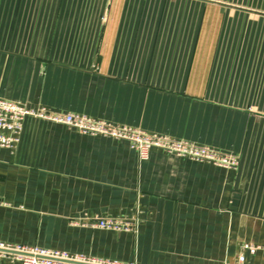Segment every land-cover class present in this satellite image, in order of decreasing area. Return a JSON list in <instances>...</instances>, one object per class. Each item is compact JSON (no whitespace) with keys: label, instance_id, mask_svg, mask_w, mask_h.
<instances>
[{"label":"crops","instance_id":"obj_1","mask_svg":"<svg viewBox=\"0 0 264 264\" xmlns=\"http://www.w3.org/2000/svg\"><path fill=\"white\" fill-rule=\"evenodd\" d=\"M0 98L238 160L142 158L127 139L27 116L0 147V243L100 263L264 264V0H0ZM137 211L132 231L89 224Z\"/></svg>","mask_w":264,"mask_h":264},{"label":"built area","instance_id":"obj_2","mask_svg":"<svg viewBox=\"0 0 264 264\" xmlns=\"http://www.w3.org/2000/svg\"><path fill=\"white\" fill-rule=\"evenodd\" d=\"M27 116L42 118L51 122L64 124L76 128L82 132L91 134H105L112 137L127 139L138 149L139 156L144 158L152 148H160L168 152L185 155L199 160H207L219 165L235 167L238 160L235 157L219 154L209 147L198 146L187 141H175L168 137L149 135L132 128H119L110 123L83 116L75 113H58L42 107L37 109L29 108L21 103L0 98V147H14L21 134L23 121ZM139 222L138 211L131 217L100 218L95 217L89 222L90 225L111 229L116 231H132L137 228ZM254 254L257 247L246 246ZM13 251V253L8 252ZM0 253L9 255L13 261H20L22 264H135L83 260L80 257L71 255L67 251L46 249L37 246H23L0 243ZM244 255H240L236 264H243Z\"/></svg>","mask_w":264,"mask_h":264},{"label":"water","instance_id":"obj_3","mask_svg":"<svg viewBox=\"0 0 264 264\" xmlns=\"http://www.w3.org/2000/svg\"><path fill=\"white\" fill-rule=\"evenodd\" d=\"M8 252H11V253H13V251H10V250H8Z\"/></svg>","mask_w":264,"mask_h":264}]
</instances>
